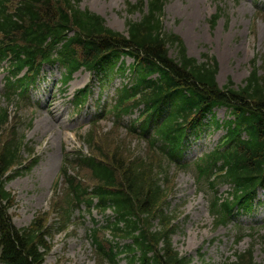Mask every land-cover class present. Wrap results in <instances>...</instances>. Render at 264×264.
<instances>
[{
    "label": "trees",
    "instance_id": "trees-1",
    "mask_svg": "<svg viewBox=\"0 0 264 264\" xmlns=\"http://www.w3.org/2000/svg\"><path fill=\"white\" fill-rule=\"evenodd\" d=\"M27 1L23 5L25 13H30L34 3H43L45 15L32 22L36 32L28 36L26 44L31 40L34 47L26 50L29 56L19 61V67L33 66L37 57H50L51 51L63 40L58 56L71 70L94 64L106 68L121 54L136 57L137 81L132 93H137L142 86L147 87L149 92L143 99L147 105L152 104L154 109L160 110L163 99L166 106L171 105V114L154 132L150 144H159L157 149L164 159L175 163L174 157L182 152V141L188 132L195 131L199 125L203 127L202 120L210 114L214 130L223 129L225 135L221 145L194 166L197 181L205 180L211 189L215 185H233V193L229 194L231 200L214 197L211 202L215 225H225L235 206L249 209L256 188L264 187V82L258 76L255 62L242 87L236 89L229 81L220 89L216 83V61L205 55L203 62H197L187 56L178 37L164 33L160 16L167 0H149L142 19L127 23V39L101 28L99 19L93 15L71 10L70 20L59 1L56 4L52 0ZM8 3L0 0V29L10 24L9 11L3 8ZM139 8L142 3L130 7L128 12H136ZM70 25L76 27L79 34L67 38L64 32ZM47 38L51 43L46 46ZM168 46L175 48V59L168 56ZM155 74L154 80H146ZM214 108H225L231 119L220 123L212 114ZM93 141L91 136L88 141L90 156L79 155L77 166L90 171L94 184L82 188L75 181H69V194L74 196L62 208L68 212L69 208L84 204L102 214L107 210L112 212L113 218L105 220L104 230L114 240L131 243L115 251L112 245L104 244L98 237L100 232L95 230L92 242L99 263L117 264L119 255L124 254L128 257L127 264H190V260L180 256L171 244L175 218L167 212L170 192L163 156L156 152L157 156L153 154L150 159H138L133 155L123 158L115 151L108 157L97 146L93 150ZM13 150V143H7L0 150V260L5 264H43L50 251L46 241L48 234L38 221L26 229L15 228L7 213L12 198L4 191L3 176L18 162ZM70 217L67 213L66 218L70 220ZM223 264L256 263L252 251H248Z\"/></svg>",
    "mask_w": 264,
    "mask_h": 264
},
{
    "label": "rangeland",
    "instance_id": "rangeland-1",
    "mask_svg": "<svg viewBox=\"0 0 264 264\" xmlns=\"http://www.w3.org/2000/svg\"><path fill=\"white\" fill-rule=\"evenodd\" d=\"M80 2L81 9L97 14L107 27L120 33H125L127 22H139L143 16L140 12L129 15L128 4L143 2V12L146 13L147 9V0ZM215 15L218 19L213 22ZM161 22L165 34L181 40L188 57L201 63L206 55L217 62L216 83L220 89L229 81L236 89L242 87L251 73L252 62H255L258 76L264 82V0H168ZM168 56L175 59V48L168 46ZM6 65L0 63V109L7 105L1 89ZM83 78V73H77L73 86L80 87ZM122 82L123 79L116 78L103 91L101 102L109 101L113 87ZM94 90L98 92L97 82ZM54 105L56 114L38 108H33V113L29 109L15 113L13 125L18 126L15 134L24 136L29 143L22 158L34 159L35 163L30 168L20 169L22 171L13 175L5 185L13 196L9 214L12 224L18 229L27 228L37 218L39 224L48 229L51 250L43 264H100L89 239L93 224L102 220L95 212L88 216L82 207L74 211L63 230H59V207L65 204L67 194L60 171L65 166L67 155L89 152L83 141L89 130L98 140L96 145H106L103 152L108 157L115 151L123 158L133 155L138 159H150L157 155H151L145 142L125 134L124 128L113 126L112 119L102 121L92 129L88 125V117L67 116L71 110L67 100L57 101ZM11 107L13 116L15 109ZM92 114L94 110H90L87 116ZM214 114L216 120L229 119L223 108L214 110ZM124 124H127L125 119ZM212 127L198 134L200 138H190L182 161L192 162L217 144L223 133L212 132ZM31 150L34 157L28 155ZM162 161L164 170L168 172L167 190L170 192L167 212L175 218V232L171 237L175 251L188 258L190 264H223L233 261L235 255L252 251L254 262L264 264V231L261 228L264 224V192L260 193L250 213H240L230 224L216 228L209 214L211 195L199 191L191 173L178 171ZM65 169L72 174L69 166ZM77 175L84 186L93 184L88 170L79 169ZM226 190V187L221 188L219 194ZM106 238L110 239L108 234ZM124 243L127 242H121L120 246Z\"/></svg>",
    "mask_w": 264,
    "mask_h": 264
}]
</instances>
